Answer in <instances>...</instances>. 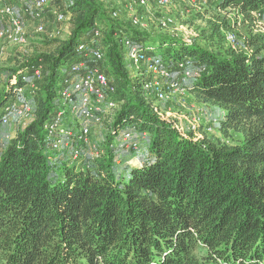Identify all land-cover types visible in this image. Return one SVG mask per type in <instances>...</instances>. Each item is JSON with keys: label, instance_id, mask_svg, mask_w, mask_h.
Returning a JSON list of instances; mask_svg holds the SVG:
<instances>
[{"label": "trees", "instance_id": "trees-1", "mask_svg": "<svg viewBox=\"0 0 264 264\" xmlns=\"http://www.w3.org/2000/svg\"><path fill=\"white\" fill-rule=\"evenodd\" d=\"M67 1V37L37 34L25 64L0 72V128L18 90L37 87L27 97L32 120L0 156V264H264V0H203L206 27L191 40L133 31L99 0ZM128 43L173 75L181 64L190 70L184 89L222 112L210 118L226 142L197 137L205 134L200 125L181 131L155 111L153 76L141 65L134 80ZM81 45L103 60L85 59ZM75 55L105 73L118 105L103 121L109 133L99 148L75 138L84 151L77 158L53 152L46 130L76 133L80 124L71 115L56 121L72 66L65 64ZM123 126L139 140L137 150L121 148ZM93 147L102 153L91 157ZM130 158L139 163L119 165ZM56 168L64 177L52 184Z\"/></svg>", "mask_w": 264, "mask_h": 264}, {"label": "built area", "instance_id": "built-area-1", "mask_svg": "<svg viewBox=\"0 0 264 264\" xmlns=\"http://www.w3.org/2000/svg\"><path fill=\"white\" fill-rule=\"evenodd\" d=\"M160 7H169L171 4L179 0H155ZM65 0H59V4H64ZM35 10L32 13L35 20L43 19L48 8L51 7L49 0H35ZM147 0H140V5L145 6ZM112 17L117 18L118 12H112ZM69 18V14L65 10L56 13V21L65 23ZM174 20L167 18L164 22L163 28H167L168 24L172 25ZM133 26H142L139 18L135 17L132 21ZM44 27L41 23L37 26V34H44ZM99 35L98 33L96 34ZM227 40L234 44L236 37L233 34L227 35ZM8 42L15 45H26L27 38L25 37V23L24 18L19 16L16 9L10 5L7 0H0V56L3 54V44ZM78 54L84 55L85 59H94L95 61H102L104 58L100 50L90 49L85 45H81ZM128 59L139 70L141 65L145 67L148 75L153 76V80L147 85L152 94L156 97L158 102H164L168 99L170 94L185 95L186 90L184 85L190 77V70L185 69L184 64L179 67L183 70L179 75H173L171 69L166 66L160 58L150 56L137 45L128 43ZM88 61H80L73 64L62 81V90L60 93L62 99V109L57 114V122L64 123V119L69 115L78 116L80 124L77 126L76 133L72 130L58 129L56 126L46 127L49 141L53 152L68 150L70 148L74 151V158L83 156L84 151L73 146L75 138L79 145L90 146L92 130L101 127L103 121L112 118V115L117 108L114 101L115 89L111 86L107 76L100 70L99 67H92L87 64ZM40 76V70L35 71V77ZM175 76V77H174ZM4 76L0 74V82ZM1 88V86H0ZM18 98L23 107H18L17 103L7 108V116L3 125L8 124V115L14 112L20 118H26L31 112V107L27 102L24 89L18 90ZM154 109L161 116V112L154 104ZM162 117V116H161ZM163 118V117H162ZM164 119V118H163ZM144 138V136H143ZM121 148L138 149L139 140L133 136L129 131H125L121 136ZM76 142V141H75ZM79 148V147H78ZM87 151V150H86ZM92 151V153H90ZM88 153V152H87ZM102 152L93 147L89 150L91 157H97Z\"/></svg>", "mask_w": 264, "mask_h": 264}, {"label": "rangeland", "instance_id": "rangeland-1", "mask_svg": "<svg viewBox=\"0 0 264 264\" xmlns=\"http://www.w3.org/2000/svg\"><path fill=\"white\" fill-rule=\"evenodd\" d=\"M8 1L16 9L17 14L24 18L25 37L27 38V44L24 46L10 44L8 42H5L3 44L4 51L0 56V72H5L8 69L16 68L18 66H23L25 64V60L35 53L36 50L34 49L33 43L38 41L35 38H38L37 26L40 23L45 29V35H43V37L45 38L51 37L64 39L69 33L68 23H59L56 21V13L68 7L67 0H65V2H63L64 4L61 5H51V7L46 11L43 19H41L40 21L35 20L32 14L35 10V0ZM99 2L102 3V6L108 9L110 12L112 10H117L120 19L124 21L133 31L136 30L138 32H148L152 34L157 32L171 34V32H174L178 37L184 36L186 39L191 40L192 37L196 36L194 33L195 30L199 32L206 27L205 22L199 18L198 14L200 13V15H205L206 13L205 11H203L204 7L200 5V2H203V0H181L171 4L168 8L160 7L154 0H147V4L145 6L140 5V0H99ZM210 11L211 10L208 11L209 15L211 14ZM135 17L140 19L142 26L137 28L133 26L132 21ZM172 17L174 19V23L172 25L168 24V28H170V30L161 31V28H163L166 19H172ZM262 25H264V22L262 23ZM261 31H264L263 27ZM41 45L42 47L44 46L43 44ZM48 49H50V47L46 48L45 50ZM125 55L126 63L131 74L134 75L135 80V75L137 72L136 68L128 59L127 51ZM78 60H80V55L69 57L65 64L66 68H69L71 65L78 62ZM35 90H37L36 86L32 88V86L29 85L25 88L24 92L26 94V97H28V101H30L34 96L33 92ZM18 102L19 103H17V105L19 107L23 102L19 100ZM154 102L156 107L161 108V116L168 122L175 123V125L179 129H181V131H187L192 126L197 127L198 125H200L204 128L205 134L198 133L196 134L197 137H206L213 141L226 142L227 138L222 135L220 131H218L215 126L214 120L210 118L211 114L214 118L221 117V111L215 110L210 106H204L197 103L196 100L187 93L185 95L170 94L168 99H166L164 102H158L155 99ZM8 116V124L0 128V156L5 151L8 141L15 136L19 129L23 130L32 120V117L28 119L20 118L14 112H10ZM17 126H20V128L18 129ZM73 126L74 124L72 125V127ZM125 130L126 126H123L122 131ZM108 133L109 132L107 130L102 129L101 127L94 128L91 137V141H93L92 143L96 144V146L99 148L101 146V143L106 141ZM233 139L235 141H238L239 139H241V136L233 135ZM229 140H231V138ZM61 153L69 157L74 155V151L72 148L63 150ZM90 153H92V151H90ZM144 153L145 152L142 151L139 155L142 156V154ZM122 154L123 157L125 155V151H123ZM129 154L130 153L128 152L126 153V155ZM118 163L121 167H134L139 163V158H135L132 160L130 158L129 162L128 160L123 161V159H119ZM55 173L56 175L52 176V184H56L62 181L64 177V171L62 169L56 168Z\"/></svg>", "mask_w": 264, "mask_h": 264}, {"label": "crops", "instance_id": "crops-1", "mask_svg": "<svg viewBox=\"0 0 264 264\" xmlns=\"http://www.w3.org/2000/svg\"><path fill=\"white\" fill-rule=\"evenodd\" d=\"M7 2H8V0H7ZM9 3V2H8ZM2 85H4L3 83H2ZM18 127V126H17ZM8 132V131H7ZM9 133V132H8ZM8 138V137H7Z\"/></svg>", "mask_w": 264, "mask_h": 264}]
</instances>
